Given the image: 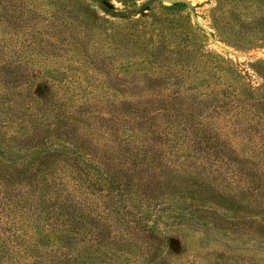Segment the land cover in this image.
Segmentation results:
<instances>
[{
  "label": "trees",
  "instance_id": "trees-1",
  "mask_svg": "<svg viewBox=\"0 0 264 264\" xmlns=\"http://www.w3.org/2000/svg\"><path fill=\"white\" fill-rule=\"evenodd\" d=\"M93 1L100 9L111 11L112 0H0V264L142 263V257L124 245L128 243L125 238L134 241V232L148 226L144 224L147 209L140 203L136 208L122 207L119 199H127L122 189L113 190L111 196L98 193L97 187L105 186L108 177L90 158L103 159L114 153L113 144L121 142L120 136L138 150L137 158L148 157L150 139L158 137L153 152L166 158L181 154L182 161L204 170L209 179L226 172L225 182L248 192L253 181L247 173L264 180V81L256 86L225 67L205 75L196 63L188 70L192 75H172V66L160 68L159 62L172 60L171 55L182 56V48L168 51L169 56L155 55L143 42L150 33L130 25L148 23L149 15L123 25L110 21L107 26L109 21H102L108 19ZM118 18L127 20L126 15ZM155 21L160 31L156 42L161 45L169 27L162 18ZM52 27L58 29L50 35ZM185 34L189 36L187 31ZM185 34L177 38L188 46L192 42L190 37L183 38ZM42 45L77 52L82 57L80 68L45 67ZM32 55L39 57L31 63L38 69L22 78L25 59L31 61ZM117 55L153 64L146 70L151 76L147 84H156L153 87L159 96L151 105L167 101L168 107L186 98L198 107L184 106L183 111L173 112L171 108L119 110L125 98L115 96L111 85ZM64 59L68 61V56ZM253 70L264 77V68ZM58 72L71 76L62 79ZM34 79H41L37 81L40 89L32 87ZM139 102L141 98L131 97L128 103ZM87 144L89 150L82 153L81 147ZM182 161L181 167H185ZM125 209L130 212L124 214ZM199 213L204 218L195 220L227 231V223L218 222V226L202 209ZM156 227L153 221L148 229ZM232 243H215L211 248L221 245L223 256L248 257L239 264H253L250 259L264 252L255 245L234 248ZM162 258L159 255V261ZM237 258L229 257L230 264H236ZM184 262L202 264L192 251L184 257H164V264ZM224 262L227 258L219 263Z\"/></svg>",
  "mask_w": 264,
  "mask_h": 264
},
{
  "label": "rangeland",
  "instance_id": "rangeland-1",
  "mask_svg": "<svg viewBox=\"0 0 264 264\" xmlns=\"http://www.w3.org/2000/svg\"><path fill=\"white\" fill-rule=\"evenodd\" d=\"M93 4L97 5L95 1ZM109 5L111 10L109 12L100 9L97 5V10L102 17L108 19L102 22L109 21L107 26H110L111 22L115 25L123 22V25L129 20L141 21L145 13L150 16L148 23L151 25L145 21L130 23V25L142 29L143 33H150L143 42L146 47H152L151 49L155 50V55L169 56L168 51L182 48L180 51L182 56L171 55L172 60L159 62L160 68L172 66V75H177L179 72L185 77L192 75L188 73V70L196 63L205 75L212 76L215 71L225 67L226 71L239 72L244 77H248L256 86H260L264 81L262 74L253 70L264 68V0H179L175 3L167 0H130L128 4L112 0ZM124 15L127 16V20L119 21L121 18L118 17ZM161 18L166 20L169 29H166L168 32L166 41L159 45L156 42L160 39L157 26L159 22L155 20H161ZM26 20L32 19L27 17ZM44 26L46 25L43 24L42 27L47 30ZM153 26L156 32H152ZM57 29L52 27L50 35ZM186 31L189 36H186ZM181 34H185L183 36L185 39L190 37L192 43L188 46L180 44L177 36ZM150 38H153L154 44L150 43L148 40ZM41 47L45 67L66 65L71 69L80 68L79 62L82 57L77 52L75 55L73 51L60 50L57 46L55 48L51 45ZM133 50H136V47ZM53 54L55 55L52 56ZM65 56H68V61H65ZM117 56L118 61L113 65L115 69L111 75V85L115 96L122 94L125 98L123 101L125 105H121L119 110L171 108L173 112L178 108L183 111L184 106L198 107L186 98L175 100L168 107L165 106L168 104L167 101H164L162 105H151V101L159 96L155 89L156 84H147L151 76L146 70L151 69L153 64L146 63L141 58L128 59ZM38 59L39 57L33 55L31 61L25 59L26 63L23 66V72H25L22 78L31 77V69H38L31 64L33 60L38 61ZM155 73L161 75L162 72L155 71ZM68 74L62 75V72H58L56 75L64 79L71 76L70 72ZM34 81L32 87L37 85V89H40L37 81L41 79H34ZM131 97H139L142 102L138 105H130L128 102ZM146 102L147 105H145ZM184 120V116H181V121ZM114 137L116 138V134ZM119 140L121 142L112 143L115 146L114 153L108 154L103 159L96 155L90 158L101 166L108 177L105 186L97 187L98 193L103 191L104 194L107 192L111 196L113 190L122 189L127 193L126 200L119 199L123 201L122 207L136 208L140 203L144 205V210L147 209L144 213V224L148 226L138 228L134 232L137 235L134 241L129 240V237L125 238L128 243L124 245L129 247L132 254L142 257L141 264H164V257H184L189 251H192L202 264H220L219 262L225 258H227L226 264H230L233 260H229V257L233 259L238 257L236 264L244 263L243 261L248 257L242 254L223 256L221 245L216 249L211 248L215 243L218 245L224 243L225 246L231 240H233L234 248L255 245L254 247L264 251V180L260 181L258 174L247 173L253 181L252 191L248 192L244 188H237L225 182L226 172L209 179L207 172L195 168L191 162L182 161L181 154L166 158L159 152H153L156 149L158 137L150 139L149 156L139 158L134 155L138 150H134L131 144L121 139V136ZM88 147L87 144L85 148L81 147L80 151L85 153L89 150ZM181 161L187 165L181 167ZM136 193L140 198H137ZM201 209L215 220L213 224L220 226L218 222L227 223V231L214 228L207 221L195 220ZM191 210L196 211L197 214ZM129 212L130 209L124 210V214ZM198 217L204 218L202 215ZM153 221L158 227L148 229ZM123 227H125L124 223ZM209 230L213 235L209 233ZM127 231L132 234L131 229ZM124 233L126 236V231ZM237 237L242 238V242H237L235 240ZM185 248L187 252L184 251ZM159 255L163 257L161 261L158 259ZM156 261L158 262L153 263ZM250 261H254L253 264H264V252L252 257Z\"/></svg>",
  "mask_w": 264,
  "mask_h": 264
},
{
  "label": "water",
  "instance_id": "water-1",
  "mask_svg": "<svg viewBox=\"0 0 264 264\" xmlns=\"http://www.w3.org/2000/svg\"><path fill=\"white\" fill-rule=\"evenodd\" d=\"M167 1L170 3H175V2H178L179 0H167Z\"/></svg>",
  "mask_w": 264,
  "mask_h": 264
}]
</instances>
